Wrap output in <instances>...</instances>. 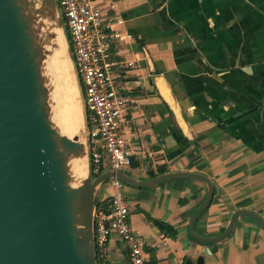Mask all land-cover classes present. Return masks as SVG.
Listing matches in <instances>:
<instances>
[{
  "label": "crops",
  "instance_id": "obj_1",
  "mask_svg": "<svg viewBox=\"0 0 264 264\" xmlns=\"http://www.w3.org/2000/svg\"><path fill=\"white\" fill-rule=\"evenodd\" d=\"M95 2L103 15L123 19L115 28L133 35L116 54L132 62L119 77L128 99L120 127L133 150L124 172L138 180L176 171L207 176L212 198L194 224L201 236L219 235L237 209L264 219V0ZM143 165L147 173L137 169ZM109 181L97 200L115 192L126 198L145 264H184L198 256L204 264H264V227L250 216L238 215L220 241L190 237V217L207 190L203 181L121 182L119 188ZM109 262L128 264L116 237Z\"/></svg>",
  "mask_w": 264,
  "mask_h": 264
},
{
  "label": "water",
  "instance_id": "obj_2",
  "mask_svg": "<svg viewBox=\"0 0 264 264\" xmlns=\"http://www.w3.org/2000/svg\"><path fill=\"white\" fill-rule=\"evenodd\" d=\"M57 39L64 44L61 62L77 94L80 135L62 134L51 117L43 67L58 47ZM168 102L182 122L169 96ZM75 161L83 163L79 178L71 171ZM114 178L134 186L174 178L203 181L205 197L188 223L190 237L198 242L224 239L240 214L264 227L261 216L237 209L219 235H199L194 224L213 194L211 180L201 173L176 171L138 180L124 170L109 169L94 177L83 92L56 0H0V264H97V192ZM184 264H204L203 257L187 258Z\"/></svg>",
  "mask_w": 264,
  "mask_h": 264
},
{
  "label": "built area",
  "instance_id": "obj_3",
  "mask_svg": "<svg viewBox=\"0 0 264 264\" xmlns=\"http://www.w3.org/2000/svg\"><path fill=\"white\" fill-rule=\"evenodd\" d=\"M68 34L80 80L89 136V159L93 176L109 169L125 170L132 165L133 150L120 124L127 109V97L119 82L130 60L116 56L117 46L133 35L115 28L123 19L103 15L95 0H56ZM147 173V166L137 168ZM119 188L121 181L112 179ZM129 204L115 192L97 202L94 212V245L97 264L109 262L110 240L116 237L126 249L128 264H145L143 241L131 230Z\"/></svg>",
  "mask_w": 264,
  "mask_h": 264
},
{
  "label": "bare ground",
  "instance_id": "obj_4",
  "mask_svg": "<svg viewBox=\"0 0 264 264\" xmlns=\"http://www.w3.org/2000/svg\"><path fill=\"white\" fill-rule=\"evenodd\" d=\"M57 45L58 47L56 49H53L52 52L49 55H47V58L44 61L43 72H44V76L47 79V86L50 89V104H51V111H52L51 113L52 121L54 122L55 126L59 129V131L62 134L70 136V135L76 134V132L79 130L80 122L77 119L78 117L75 116V113H74L75 109L69 107V105H66L67 107L66 109L63 108L64 105L63 107H60L59 103L56 101L58 100L59 96L61 97L62 95H65L66 93L63 87L65 83H59L61 80V76H62L60 74H61L62 68L64 67L62 65L63 61L61 62V58H60V57H63L64 44L61 40L59 41L57 39ZM55 70L58 71L57 75L54 74ZM70 86H71V83H70ZM75 97L73 99H75ZM64 102L65 104H67L66 103L67 101H63V103ZM74 102H71V103L73 104ZM64 109L66 110L64 113L65 115L60 116L59 112L64 111ZM82 164L83 163H81V161L73 162L71 166V171L75 178H79L84 174V169L82 167L83 166Z\"/></svg>",
  "mask_w": 264,
  "mask_h": 264
},
{
  "label": "rangeland",
  "instance_id": "obj_5",
  "mask_svg": "<svg viewBox=\"0 0 264 264\" xmlns=\"http://www.w3.org/2000/svg\"><path fill=\"white\" fill-rule=\"evenodd\" d=\"M52 57H54V56H52ZM57 73H58V71H56L55 70V72H54V74H56L57 75ZM60 75H62L61 76V80H60V82L59 83H65L64 84V89H65V91H66V93H65V95H62L61 97L59 96L58 97V100H56L58 103H59V106L60 107H63V105H64V107L63 108H67L66 107V105H69V107H71V108H73V109H75L74 110V113H75V116L76 117H78L77 119H78V121L80 122V126H79V130L76 132V134L77 135H80L81 133H82V126H81V117H80V114H79V111H77V106H76V104H77V102H74V101H76V99H77V94H75L76 92H75V88H74V91H73V87H71L70 86V80H69V77H68V75H66V70L64 69V67L62 68V71H61V74ZM71 76V75H70ZM58 83V84H59ZM70 88V89H69ZM76 97H75V96ZM72 97V98H71ZM75 97V99H73ZM68 99V100H67ZM72 99V100H71ZM63 101H67L66 103L67 104H65V102L63 103ZM71 102H74L73 104L71 103ZM73 105H71V104ZM62 105V106H61ZM75 107V108H74ZM64 109V111H62V112H59V114H60V116H63V115H65L64 113H65V110ZM77 111V112H76ZM77 114V115H76ZM106 166H108L109 167V165H108V163L106 164ZM128 169V168H127ZM106 182V184H108L110 181H109V179L108 180H106L105 181ZM129 215V214H128Z\"/></svg>",
  "mask_w": 264,
  "mask_h": 264
},
{
  "label": "trees",
  "instance_id": "obj_6",
  "mask_svg": "<svg viewBox=\"0 0 264 264\" xmlns=\"http://www.w3.org/2000/svg\"><path fill=\"white\" fill-rule=\"evenodd\" d=\"M161 171H163V170H161Z\"/></svg>",
  "mask_w": 264,
  "mask_h": 264
}]
</instances>
